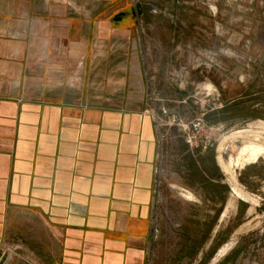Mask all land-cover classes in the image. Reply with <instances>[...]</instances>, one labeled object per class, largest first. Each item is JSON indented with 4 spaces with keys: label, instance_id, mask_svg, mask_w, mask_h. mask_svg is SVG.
I'll use <instances>...</instances> for the list:
<instances>
[{
    "label": "crops",
    "instance_id": "crops-1",
    "mask_svg": "<svg viewBox=\"0 0 264 264\" xmlns=\"http://www.w3.org/2000/svg\"><path fill=\"white\" fill-rule=\"evenodd\" d=\"M121 1L0 0V262L147 263L123 227L148 220L159 140Z\"/></svg>",
    "mask_w": 264,
    "mask_h": 264
},
{
    "label": "rangeland",
    "instance_id": "rangeland-1",
    "mask_svg": "<svg viewBox=\"0 0 264 264\" xmlns=\"http://www.w3.org/2000/svg\"><path fill=\"white\" fill-rule=\"evenodd\" d=\"M139 3L151 6L142 17ZM112 10L120 23L136 19L146 110L160 115L146 264H264V155L240 160L251 140L264 145V0H123ZM219 156L255 202L234 195ZM0 264L31 263L17 248Z\"/></svg>",
    "mask_w": 264,
    "mask_h": 264
},
{
    "label": "bare ground",
    "instance_id": "bare-ground-1",
    "mask_svg": "<svg viewBox=\"0 0 264 264\" xmlns=\"http://www.w3.org/2000/svg\"><path fill=\"white\" fill-rule=\"evenodd\" d=\"M209 90H212V85H206ZM261 134V133H259ZM263 135V134H262ZM239 136V135H238ZM256 137V136H255ZM257 138V137H256ZM256 140V139H255ZM255 140H251L250 144H248L241 153V159L243 160L244 164H254L257 163V161L264 155V145L256 142ZM236 162V161H235ZM240 162V161H239ZM219 165L223 168V170L230 175H232V180L234 182V186L232 188V191L234 195L241 198L244 201L247 202H255V200L245 191L242 190V188L239 186L238 180L235 176V170L233 168L234 163H226L222 156H219ZM189 197V196H188ZM233 248V244H227L223 248L219 250V253L216 257V260L219 261L221 258L223 259L228 252H230ZM220 262V261H219ZM218 262V263H219Z\"/></svg>",
    "mask_w": 264,
    "mask_h": 264
},
{
    "label": "flooded vegetation",
    "instance_id": "flooded-vegetation-1",
    "mask_svg": "<svg viewBox=\"0 0 264 264\" xmlns=\"http://www.w3.org/2000/svg\"><path fill=\"white\" fill-rule=\"evenodd\" d=\"M150 215L148 217V220L144 221V224L142 225V221L138 222V221H131L128 225H126L125 227H123V233L125 234L126 238H127V244H128V248L129 249H134V250H138V251H147L148 248V243L144 240H138L136 239L137 236V232L139 233L140 231H147L148 227H149V223L151 221V217H152V201L150 203ZM144 227H142V226ZM146 227V228H145ZM152 230L155 231L153 225H152Z\"/></svg>",
    "mask_w": 264,
    "mask_h": 264
},
{
    "label": "built area",
    "instance_id": "built-area-1",
    "mask_svg": "<svg viewBox=\"0 0 264 264\" xmlns=\"http://www.w3.org/2000/svg\"><path fill=\"white\" fill-rule=\"evenodd\" d=\"M149 112L154 117L156 133L158 136V140H160L159 139V136L161 134L160 124H159L160 115H158L155 110H152V112L151 111ZM163 112L164 114H167L166 110ZM203 129H204V122L202 120L193 122V124L188 127V131L185 135L186 143L189 144L190 146H195L199 142V139L201 138V133Z\"/></svg>",
    "mask_w": 264,
    "mask_h": 264
},
{
    "label": "water",
    "instance_id": "water-1",
    "mask_svg": "<svg viewBox=\"0 0 264 264\" xmlns=\"http://www.w3.org/2000/svg\"><path fill=\"white\" fill-rule=\"evenodd\" d=\"M150 5H142V4H137V6H136V10L135 9H133V12L134 13H136V11H137V13H139V16L140 17H142L143 16V14H144V12H147V11H149L150 10ZM122 18L120 17V18H116L115 20L116 21H119V20H121Z\"/></svg>",
    "mask_w": 264,
    "mask_h": 264
}]
</instances>
